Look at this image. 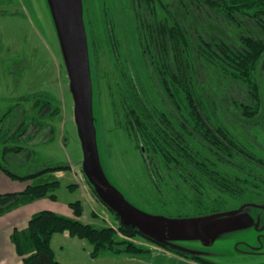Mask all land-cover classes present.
<instances>
[{
	"label": "rangeland",
	"instance_id": "1",
	"mask_svg": "<svg viewBox=\"0 0 264 264\" xmlns=\"http://www.w3.org/2000/svg\"><path fill=\"white\" fill-rule=\"evenodd\" d=\"M51 1L0 0V167L20 176L14 180L0 170V177L7 180L3 187L0 185L7 192L0 191V195L24 192L29 184L58 181L56 188H45L46 195L42 198L11 210L18 208L12 216L14 220L17 218V226L22 227L20 221L27 219L28 223L39 212L50 211L92 228L110 229L117 244L124 246V242H133L143 248L145 252L139 255L148 252L156 255L149 249L156 244L140 236L129 238L121 232L118 216L121 213L124 220L162 217L165 224L141 219L135 226L145 231L148 227V235L154 240L181 253L216 264H264V132L259 126L260 121L264 122V114L251 116L234 111V106L226 100L229 108L226 115L220 112L217 100H213L215 114L204 106L199 118L201 124L212 130L223 126L228 135L226 142L231 137L239 143V148L221 150L220 154L204 132H199L196 120L190 115L192 107L181 94L178 102L171 100L175 102L172 108L165 106L159 85L163 77L158 71L160 58L147 33L140 31L133 11V3L140 0H81L93 90L87 104L78 96L74 100ZM211 10L219 19L222 4ZM199 72L204 75L195 78L196 96L217 86V72L205 67ZM231 96H235L234 92ZM146 102L164 111L166 117L170 113L169 122L177 133L200 155L205 166L227 180L225 186L234 189L227 192L205 180L202 193L195 195L175 170L167 172L171 165L160 158L158 167L152 165L154 177L150 176L128 130L129 115L144 112L142 107H146ZM36 104L44 115L34 111ZM19 112L27 113L25 123L39 124L42 129L35 131L29 127L27 134L33 135L31 139L21 129L15 132L13 122L21 118ZM250 120L257 124L250 127ZM8 135L11 138L2 140ZM18 146L24 149L20 154L14 152ZM56 166L62 167L61 170H44ZM35 174L38 177L30 178ZM186 179L193 182L188 175ZM195 179L204 181L197 172ZM76 202L81 206L80 217L70 207ZM104 203L117 210L118 215ZM245 203L254 206H245L232 215L205 217ZM64 233L55 234L50 240L54 259L59 264L60 261L62 264H111L90 255L75 263L74 256L84 249V253L93 252L94 248L86 240L70 237L69 233L65 238ZM176 236L180 237L172 239ZM73 241L79 244L78 252L68 246L64 256L58 253L60 246ZM156 246L161 249L157 255L163 257L161 262L156 255L157 264L159 261L161 264H183L184 261L201 264ZM167 257L179 262H170Z\"/></svg>",
	"mask_w": 264,
	"mask_h": 264
},
{
	"label": "trees",
	"instance_id": "2",
	"mask_svg": "<svg viewBox=\"0 0 264 264\" xmlns=\"http://www.w3.org/2000/svg\"><path fill=\"white\" fill-rule=\"evenodd\" d=\"M162 1L167 3L163 4ZM221 4L223 13L218 19L213 15L211 8H219ZM133 11L138 19L140 31L147 33L152 48H155L156 56L160 58L158 71H161L163 77L159 85L163 90L161 93L165 106L172 108L171 105L175 102L171 103V100L178 102V96L181 94L184 101L192 107L190 115L196 120L199 132L203 131L206 138L214 143L215 150H220L217 151L218 153L221 150L226 152L231 147L239 148L236 139L230 137V142H226L228 135L223 126L218 125L217 129L212 130L203 126L199 118L202 116L201 110L204 106L210 107L214 113L213 100H217L220 112L225 115L229 110L226 101H230L234 111H244L251 116L264 114V0H140L133 3ZM202 67L210 72L213 70L217 72L215 73L217 86L211 91L204 90L201 95L196 96L193 92V84L196 77L204 75L199 72ZM228 71L231 73L228 74ZM90 74L92 79L91 63ZM196 83L200 85L199 82ZM233 92L234 97L231 96ZM145 104L146 107H142L144 112L129 115L128 130L134 136L130 138L132 143H136L140 149L150 176L154 177L152 165L157 166V159L160 158L162 162L171 165L170 171L167 170V172L169 174L175 172L195 195L202 193L205 180L208 184L227 192L234 189L225 186L227 180L205 166V161L200 160V155L189 147L182 135L177 133L175 127L169 122L170 113L166 117L164 111L161 112L147 102ZM37 106L38 104L35 105V112L39 110ZM38 114L44 115L40 111ZM19 115L21 118H17L18 121L14 119L13 122L15 132L21 129L25 137L31 139L33 135L27 134L29 127L35 128V131L42 130L39 124L24 122L26 112H19ZM260 123L259 126L264 132V122L260 121ZM256 124L250 120V127ZM9 138L11 137L8 135L2 140ZM23 150V147L18 146L14 152L20 154ZM60 168L62 167L56 166L44 170L53 172L61 170ZM187 168L189 170H186ZM0 170L11 179L17 180L16 178L20 177L7 172L5 168L0 167ZM172 170L175 171L172 172ZM196 172L201 174L204 181L195 179ZM38 173L41 175L42 172ZM187 175L193 179V182L187 181ZM31 177L35 178L38 175ZM26 178L29 179V176ZM53 186L54 188L58 186L57 180L42 185L29 184L28 189L21 193L0 195V216L25 202L42 198L46 195L45 188L51 189ZM253 203H245L234 209L218 210L206 215L237 210ZM70 207L77 217L81 216V206L78 202L71 204ZM120 228L121 232L129 238L140 236L169 251L172 250L148 239L130 224L121 223ZM64 232L69 233L70 237L90 243L94 248L92 257L103 252L116 256H135L145 252L133 242H124V246L117 244L113 240V232L110 229L92 228L50 211L35 214L24 231L15 230L12 233L11 241L16 252L23 257L21 264H59L54 259L50 240L53 235ZM172 252L201 264H216L176 250Z\"/></svg>",
	"mask_w": 264,
	"mask_h": 264
},
{
	"label": "water",
	"instance_id": "3",
	"mask_svg": "<svg viewBox=\"0 0 264 264\" xmlns=\"http://www.w3.org/2000/svg\"><path fill=\"white\" fill-rule=\"evenodd\" d=\"M51 6L55 18L57 37L61 49L63 62L69 77L70 92L74 100L78 96L79 98L84 100V102L87 104L90 98V93H91L90 91L91 89L93 90L92 88L93 83L90 74V63H89V55H88L87 43H86V33L82 20V2L81 0H52ZM94 185L97 186L96 183H94ZM119 198L122 197L119 195ZM249 205L254 206L253 204H247L242 206L240 209ZM106 207H108L114 213L116 212L115 214L118 215L117 210L113 209L112 207H109L108 204L106 205ZM240 209L233 211H226L222 213L210 214V215H206L205 217H214V216L222 217L229 214L232 215L233 213L235 214L236 212H238ZM118 217L120 218V222L122 224L132 225L148 239H151L152 241L162 246L178 251L177 248L167 246L163 242L154 240L151 236L148 235L147 232L148 227H146V231H145L135 226L137 220H141V219L143 220L147 219L157 223L158 222L161 223L164 221L165 224L166 221L164 218L148 216V217H139V218L133 217L134 219L124 220L121 213H119ZM193 231L194 230H192V232ZM178 237L180 236L173 237L172 239ZM186 237L188 236L186 235L183 238L186 239ZM212 243L213 240H211V244ZM251 254H253V252H251Z\"/></svg>",
	"mask_w": 264,
	"mask_h": 264
},
{
	"label": "crops",
	"instance_id": "4",
	"mask_svg": "<svg viewBox=\"0 0 264 264\" xmlns=\"http://www.w3.org/2000/svg\"><path fill=\"white\" fill-rule=\"evenodd\" d=\"M5 184H7V180L4 177H0V185L3 187ZM1 192L5 191L7 192V190H1ZM4 193V192H3ZM18 209V208H17ZM13 210L11 212L6 213L3 216H0V264H21L22 263V256H20L15 249V246L13 245L12 241H11V235L15 230H23L27 227L28 223H27V219L22 223V221H20L19 223L21 225H23L22 227H18L17 224V218L12 217L13 214H15V211L17 210ZM29 222V221H28ZM63 236L65 238H68V234L64 233ZM148 246L150 244H147ZM146 245V246H147ZM68 246L71 249H74L76 252H78V246L79 244L75 243L74 241L71 243H66L64 244V246H60L58 248V253L62 256H64V251L68 250ZM156 246V245H155ZM155 246H151L149 247L150 251L152 250V252H154L156 255L159 254L157 253L158 251H160L161 249H159V247H155ZM82 250V248H81ZM80 250V252H82ZM85 249L83 250V253H79V255L74 256V261L75 263L79 261V259H81L82 257H86V256H91L92 257V251H89L87 253H84ZM161 252V251H160ZM165 252V251H164ZM69 254V253H68ZM167 254H169L167 252ZM153 255V253L148 252L146 254H142V255H135V256H131V255H112L111 253L108 252H103L98 254L96 257H92L94 259H98L101 258L102 261L105 262H109L111 264H157L156 258L157 256L160 257L159 260L162 261L161 258L162 255ZM156 257V258H155ZM170 262H175L178 263L179 259H170ZM164 261L166 262V259H164ZM58 262V261H57ZM161 262L159 261V263L161 264ZM186 261H184L183 264H185ZM59 263V262H58ZM60 264L61 261H60Z\"/></svg>",
	"mask_w": 264,
	"mask_h": 264
}]
</instances>
